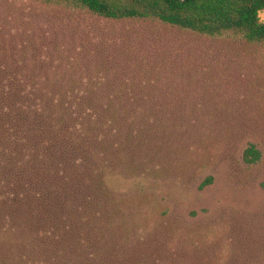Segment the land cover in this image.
I'll return each mask as SVG.
<instances>
[{"label":"rangeland","instance_id":"1","mask_svg":"<svg viewBox=\"0 0 264 264\" xmlns=\"http://www.w3.org/2000/svg\"><path fill=\"white\" fill-rule=\"evenodd\" d=\"M1 62L94 91L80 105L103 118L76 119L62 199L36 197L21 230L1 215L0 264H264V44L0 0Z\"/></svg>","mask_w":264,"mask_h":264},{"label":"trees","instance_id":"2","mask_svg":"<svg viewBox=\"0 0 264 264\" xmlns=\"http://www.w3.org/2000/svg\"><path fill=\"white\" fill-rule=\"evenodd\" d=\"M69 1L105 18L154 19L203 35L239 36L264 44V0ZM8 65L0 63V217L11 229L16 226L21 230L27 222L31 225L26 218L35 214L36 197L39 201H56L69 187V154L80 150L77 157L85 152L80 148L84 140L76 136L87 120L76 119L103 115L98 109L91 112L92 108L80 105L83 99L79 95L94 91L69 88L67 97V90L43 88L36 73L8 71ZM69 79L74 81L73 77ZM53 94L54 98L57 94L66 96L71 104L53 106ZM260 157L255 144L244 149L245 162L251 164Z\"/></svg>","mask_w":264,"mask_h":264}]
</instances>
